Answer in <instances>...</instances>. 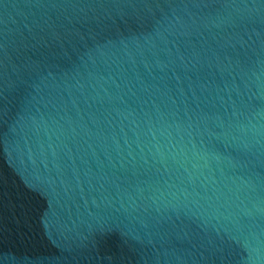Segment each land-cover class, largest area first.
Listing matches in <instances>:
<instances>
[{
    "label": "water",
    "instance_id": "95a60500",
    "mask_svg": "<svg viewBox=\"0 0 264 264\" xmlns=\"http://www.w3.org/2000/svg\"><path fill=\"white\" fill-rule=\"evenodd\" d=\"M0 264H264V0H0Z\"/></svg>",
    "mask_w": 264,
    "mask_h": 264
}]
</instances>
